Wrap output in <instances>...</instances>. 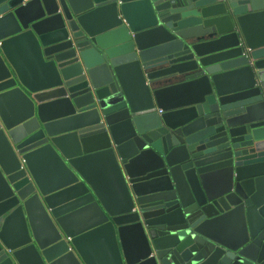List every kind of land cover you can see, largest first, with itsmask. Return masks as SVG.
<instances>
[{"label":"water","instance_id":"obj_1","mask_svg":"<svg viewBox=\"0 0 264 264\" xmlns=\"http://www.w3.org/2000/svg\"><path fill=\"white\" fill-rule=\"evenodd\" d=\"M0 264H264V0H0Z\"/></svg>","mask_w":264,"mask_h":264}]
</instances>
